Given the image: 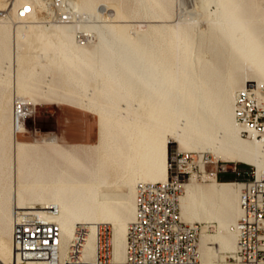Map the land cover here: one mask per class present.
Masks as SVG:
<instances>
[{
  "label": "bare ground",
  "instance_id": "1",
  "mask_svg": "<svg viewBox=\"0 0 264 264\" xmlns=\"http://www.w3.org/2000/svg\"><path fill=\"white\" fill-rule=\"evenodd\" d=\"M63 1L62 10L53 9L49 2L57 24L45 26L38 24L28 0H15V18L25 23L20 27L38 30L29 35L31 39L24 45L18 34L21 30L16 29L13 46L9 22L5 21L8 17L0 12V70L2 59H7L8 66L30 60L42 64L49 58L57 63L75 86L66 96L75 100L81 110L100 116L94 149L97 160H90L85 167L79 163H59L37 141H20V133L25 132L21 120L30 114V100L15 101L25 104L17 124L14 107L12 116L7 114L10 100L7 87L0 81V186L10 176L7 170L13 159H19L22 169L26 165L31 167L16 193L12 191L15 187L0 189V236H6L9 242L0 264H10L14 259L13 217L17 209L23 208L57 210L54 218L62 228L64 253L77 227L86 224L90 231L83 254L86 258L94 256L103 227L113 224V260L125 264L128 232L136 213L137 184L168 180L169 137L188 149L208 151L213 163L223 160L249 164L256 169L257 177H264V142L254 137L242 138L244 129L235 114L238 90L256 81L258 86H264V8L253 0H196L209 19L207 30H195L190 25H148L147 32L134 41L126 30L112 24V0ZM100 1L108 9L103 5L94 19L83 13L89 7L96 8ZM136 1L139 9L130 13L133 17L139 13L143 19L169 16L168 0ZM7 5L0 0V7ZM62 11L68 12V21L62 19ZM196 11L195 7L187 9L193 21ZM91 31L95 35L90 37ZM78 33L90 37L86 39L90 47L82 44L84 39H78ZM206 51L210 57H206ZM246 69L252 71L254 79H246ZM112 75L116 81L111 80ZM85 79L95 80V90L103 94L101 100L91 97L94 90L87 88ZM125 94L136 95V99L143 97L137 105L134 97L127 98ZM41 97L62 100L55 94ZM133 103V111H128L126 106ZM140 105L142 112L137 111ZM82 150L93 153L89 147ZM206 164L200 158L198 166L207 183L199 184L193 177L183 185L181 216L188 222H233L227 234L202 231L199 238L200 264H230L216 262L213 249L216 253L237 250L234 227L242 217L241 184L208 176ZM141 168L148 181H137ZM111 184L126 187V191L104 190Z\"/></svg>",
  "mask_w": 264,
  "mask_h": 264
},
{
  "label": "built area",
  "instance_id": "2",
  "mask_svg": "<svg viewBox=\"0 0 264 264\" xmlns=\"http://www.w3.org/2000/svg\"><path fill=\"white\" fill-rule=\"evenodd\" d=\"M57 9L63 0L52 3ZM64 21L70 16L61 12ZM17 124L25 104L14 105ZM235 114L243 127V136L264 142V86L249 83L236 92ZM24 125V121H23ZM190 154L171 156L169 178L165 182H140L136 187V213L130 225L125 264H200L199 238L201 223H187L182 219L180 197L184 183L191 180L193 165ZM220 162L215 163L218 167ZM226 165L222 163L220 170ZM248 177L241 184L242 217L234 227L237 250L234 264H264V177L254 171H234ZM217 179L218 171L211 173ZM56 209L48 211L17 209L13 217L14 259L10 264H118L113 260L112 231L104 226L95 243L93 257L86 258L89 228L77 227L67 250L62 251L63 232L54 218Z\"/></svg>",
  "mask_w": 264,
  "mask_h": 264
},
{
  "label": "rangeland",
  "instance_id": "3",
  "mask_svg": "<svg viewBox=\"0 0 264 264\" xmlns=\"http://www.w3.org/2000/svg\"><path fill=\"white\" fill-rule=\"evenodd\" d=\"M169 1V16L164 18H149L143 19L141 14L139 13L136 17L130 15L131 12L139 9V3L135 0H112L110 2L109 7L115 9V14L113 18L112 24H115L116 29L126 30L127 34L134 40L142 36L148 30V25H165L169 27H184L190 25L195 30L200 29L201 31L207 30L209 26L208 17L200 11L199 4L196 0H168ZM257 5L264 8V0H253ZM15 0H2L3 4H8L7 6L0 7V12L5 14L8 18L5 20L9 22L8 32L12 36V44H15V32L16 29H20L21 31L18 33L20 38L21 45H24L26 40H28L32 33H36L38 30L35 28H25L20 27L25 23H21L15 18L16 11L13 9V4ZM29 4L32 5L33 11L37 16L38 24H43L45 26H49L51 24H57L53 16L51 9L49 8V2L53 3L54 0H28ZM135 3V4H134ZM11 5V6H10ZM98 5V6H97ZM107 7L105 2L100 1L95 6L89 7L87 11L83 13H87L91 18L94 19V16L98 13V9L101 7ZM191 5V6H190ZM112 6V7H111ZM114 6V7H113ZM3 7V8H2ZM53 9H56L52 5ZM191 7V8H190ZM196 8L197 17L195 21H193L192 17L187 15V9L190 10L192 8ZM213 9V6L211 7ZM108 11V10H107ZM58 14L59 11H56ZM201 13V14H200ZM205 15V16H204ZM195 19V18H194ZM9 20V21H7ZM208 21V22H207ZM55 22V23H54ZM191 22V24H190ZM155 23V24H154ZM158 23V24H156ZM28 25V24H27ZM140 25H143L142 29ZM208 25V26H206ZM121 26V27H120ZM199 30V31H200ZM26 31V32H25ZM77 33V30L76 32ZM80 36L78 39H84L83 45L86 47H90V43H86V39L94 36L95 33L91 31V34L88 37L83 36V33H78ZM31 39V38H30ZM95 39V38H94ZM96 42V40L94 41ZM14 49V47H13ZM2 52L0 51V55ZM12 53L13 50H12ZM13 55V54H12ZM206 57H210V52H205ZM14 61V60H13ZM28 62H14L10 66L7 64V59L1 60V66L3 67L0 70V81H3L4 86L7 87V97L9 101L8 107V115L12 116V110L15 105V101L18 98L29 99L30 106L29 115L24 120H21V126L25 129L24 133H20L19 140L23 142H36L40 145L44 152L51 155L58 161L59 163H67L71 165L73 163H79L82 166H86V164L90 161H96L97 155L94 152L95 146L98 143V131L100 126V116L97 113H88L86 111L81 110V108L76 105V101L69 99L68 94L72 93L75 90V86L73 85L72 80H68L67 75L64 76V71L58 66L57 63L51 61V59H45L42 64H36L33 60ZM7 65V67H6ZM16 72V73H15ZM246 79H254L251 77L252 71L249 69L245 70ZM113 76V75H112ZM67 77V78H65ZM105 80V79H104ZM112 81H116V78L113 76ZM106 82H111L106 79ZM257 82V81H256ZM255 82V83H256ZM85 83L88 84L87 88L90 90H94L91 94L92 98L97 97L98 99H102L103 94L101 91H96V82L92 79H85ZM242 84L237 88L240 89ZM86 88V87H84ZM83 90V89H82ZM86 89H84L85 91ZM235 90V92L237 91ZM83 91V92H84ZM82 92V93H83ZM89 92V91H87ZM99 92V93H98ZM49 94V95H57L58 98L62 100H49L42 98L41 95ZM139 95V94H138ZM142 95V94H140ZM139 95V96H140ZM134 97L136 101L135 104L139 105L141 96L136 99V95L125 94V97L130 98ZM139 101V102H138ZM103 103V101H101ZM127 105L126 109L128 111H133V107L135 106ZM141 104V103H140ZM142 105V104H141ZM137 107V111L142 112V106ZM109 106V105H107ZM90 125V129L88 128ZM78 129V130H77ZM69 133L75 134L77 138H68ZM242 138L248 139L247 137ZM57 136L58 141L56 139ZM48 143H57L58 145H49ZM89 147L93 150V153L83 151L82 148ZM176 153H181L182 155L190 154L192 157L190 159V164L193 165V170L191 172V178L197 181V183L205 184L208 181L207 178L203 176L198 163L200 158L207 162V175L212 176L211 173L218 171L219 173H225L229 171H234L235 165H237L238 171H241V165H247L249 168H245L247 171L256 172V169L249 164H240L241 162L232 161L226 162L220 160L218 167H215V163L212 162V154L208 151L204 153H200L198 150L189 148L180 145L178 142H175L173 137H169L168 143V164L170 163L171 156ZM210 160V161H209ZM209 162V163H208ZM19 159L15 158L10 162L8 166L7 172L10 174L9 178L5 180V183H2L0 189L4 187L6 189H14L13 193H16L22 187V179L24 176H27L29 172H31L30 165H26L24 169L19 164ZM224 163L226 168L224 171L220 170V167ZM13 169V170H12ZM15 176V178H14ZM139 180H146V176L143 175V168L138 172L137 175ZM204 177V178H203ZM214 177V176H213ZM243 178L247 179L248 177H241V179L236 180L234 182H242ZM207 179V180H205ZM217 181H221L216 179ZM136 181V182H137ZM135 182V184H136ZM16 183V184H15ZM14 184V185H13ZM20 184V185H17ZM104 190L115 192V193H123L126 191V187L111 184L104 188ZM135 195V188H134ZM133 195V201H134ZM14 208V207H13ZM22 208V207H18ZM24 209V208H23ZM224 214V213H223ZM240 217V216H239ZM185 222H188L186 219H183ZM238 221V219H237ZM236 221V222H237ZM235 222V223H236ZM188 223H201L203 227L202 234H217L222 232L227 234L230 230L233 222L225 221L223 224H220L217 220H195L193 222ZM130 222L127 224V229ZM111 229L113 230V224H109ZM9 247V242L6 236H0V257L5 256L7 254ZM215 247V245H214ZM215 252L214 260L218 263H232L233 261V253L231 250H220ZM231 251V252H230ZM10 260V259H9ZM8 260V261H9Z\"/></svg>",
  "mask_w": 264,
  "mask_h": 264
},
{
  "label": "crops",
  "instance_id": "4",
  "mask_svg": "<svg viewBox=\"0 0 264 264\" xmlns=\"http://www.w3.org/2000/svg\"><path fill=\"white\" fill-rule=\"evenodd\" d=\"M88 128L90 129V125H88ZM77 130H78V129H77ZM68 135H69L68 138H72V139L77 138V136H75V134H73V133H69ZM54 137H56V139H57V141H58L57 136H54ZM58 142H59V141H58ZM245 168H246L245 166L241 168V173H243V171L246 170ZM217 177H218L219 180H220V178H222L221 181H223V182H226V181H227V182H234V181H236V180L241 179V177H244V176H240V177H239V176L237 175V173H235V172H233V171H229V172H225V173H219ZM243 180H245V178H243Z\"/></svg>",
  "mask_w": 264,
  "mask_h": 264
},
{
  "label": "trees",
  "instance_id": "5",
  "mask_svg": "<svg viewBox=\"0 0 264 264\" xmlns=\"http://www.w3.org/2000/svg\"><path fill=\"white\" fill-rule=\"evenodd\" d=\"M240 164H244V163H240ZM244 166H245L246 168H249L247 165H241V168L244 167ZM220 180H222V178H220ZM226 182H227V181H226Z\"/></svg>",
  "mask_w": 264,
  "mask_h": 264
}]
</instances>
